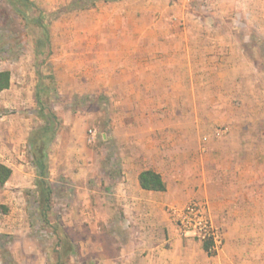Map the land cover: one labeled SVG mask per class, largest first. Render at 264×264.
<instances>
[{
    "label": "crops",
    "instance_id": "obj_1",
    "mask_svg": "<svg viewBox=\"0 0 264 264\" xmlns=\"http://www.w3.org/2000/svg\"><path fill=\"white\" fill-rule=\"evenodd\" d=\"M105 4L106 29L95 33L99 49L91 50L98 67L85 68L82 84L73 83L76 93L107 100L119 112L111 128L114 162L85 161L76 175L82 180L68 174L85 185L84 194L99 177L98 193L106 194L98 223L84 225L83 255H95L97 264H264V194L248 180L242 137L253 134L244 126L250 115L242 96L229 98L234 88L251 86L235 80L236 71L246 69L255 49L251 26L264 38V0ZM6 155L0 162L13 171L16 157ZM145 171L160 174L166 190H144ZM193 199L225 231L215 255L182 236L171 214Z\"/></svg>",
    "mask_w": 264,
    "mask_h": 264
},
{
    "label": "rangeland",
    "instance_id": "obj_2",
    "mask_svg": "<svg viewBox=\"0 0 264 264\" xmlns=\"http://www.w3.org/2000/svg\"><path fill=\"white\" fill-rule=\"evenodd\" d=\"M25 1L0 0V72H11L10 88L0 93V159L7 150L16 157L10 182L0 188V206L8 208L0 210V264H97L95 255H83L81 243L89 235L84 225L92 219L98 223L106 194L98 193V175L92 194H84L85 185L69 181L68 174L82 180L76 175L85 161L116 159L111 130L119 113L115 104L73 89L74 80L82 84L85 68L98 67V55L91 50L99 49L95 33L106 29L101 21L106 4L97 0L94 7L85 8L79 0H29L33 6ZM251 30L255 49L235 79L251 86L243 92L234 88L229 98L235 103L240 96L246 100L243 111L250 116L244 126L253 132L242 136L250 160L248 180L264 194V38L254 25ZM41 112L56 116L51 123L54 138L45 150L53 189L48 211L40 204L31 144L33 134L45 126ZM45 138L50 139V133ZM15 145H21L19 153L13 151ZM216 226L225 244V231Z\"/></svg>",
    "mask_w": 264,
    "mask_h": 264
},
{
    "label": "trees",
    "instance_id": "obj_3",
    "mask_svg": "<svg viewBox=\"0 0 264 264\" xmlns=\"http://www.w3.org/2000/svg\"><path fill=\"white\" fill-rule=\"evenodd\" d=\"M23 1V0H22ZM106 2H115L120 0H104ZM27 4L32 5L33 3L29 0L25 1ZM97 0H79L77 3H81L84 5L85 8H92L95 6ZM49 24H43L44 29L48 30ZM11 86V72L10 71H2L0 72V93L9 89ZM46 90V89H45ZM37 103L42 110L44 106V102L41 96L37 97ZM43 112V111H42ZM41 112L40 116L45 121V126L38 129L34 134L33 138L31 139V144L34 147V160L33 163L37 170V175L39 177L37 186L39 187V196H40V204L41 206H45L46 211L51 209V197H52V186L48 180V169H47V154L45 150L53 141L54 138V131L51 123L56 118L55 114L52 113L51 116H45ZM50 133V139L45 138V135ZM13 175V171L10 167L4 165L0 162V188H3L11 179ZM140 185L144 190L148 191H165L166 185L161 177L160 174L154 171H145L140 175ZM4 212L8 211V208L0 206V210ZM210 244H204V250L209 253ZM69 250L74 252L73 248L70 246ZM70 252V253H71ZM210 254V253H209Z\"/></svg>",
    "mask_w": 264,
    "mask_h": 264
},
{
    "label": "built area",
    "instance_id": "obj_4",
    "mask_svg": "<svg viewBox=\"0 0 264 264\" xmlns=\"http://www.w3.org/2000/svg\"><path fill=\"white\" fill-rule=\"evenodd\" d=\"M171 214L182 236L210 244L208 251L210 254L222 250L224 237L205 203L192 201L183 208H172Z\"/></svg>",
    "mask_w": 264,
    "mask_h": 264
}]
</instances>
